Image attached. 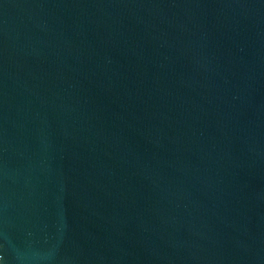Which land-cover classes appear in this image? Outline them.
Instances as JSON below:
<instances>
[{
    "label": "water",
    "instance_id": "obj_1",
    "mask_svg": "<svg viewBox=\"0 0 264 264\" xmlns=\"http://www.w3.org/2000/svg\"><path fill=\"white\" fill-rule=\"evenodd\" d=\"M0 264H264V0H0Z\"/></svg>",
    "mask_w": 264,
    "mask_h": 264
}]
</instances>
